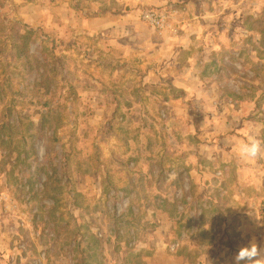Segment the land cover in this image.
<instances>
[{"label": "rangeland", "instance_id": "374dc122", "mask_svg": "<svg viewBox=\"0 0 264 264\" xmlns=\"http://www.w3.org/2000/svg\"><path fill=\"white\" fill-rule=\"evenodd\" d=\"M249 136L264 0H0V264H234Z\"/></svg>", "mask_w": 264, "mask_h": 264}, {"label": "clouds", "instance_id": "9594fccd", "mask_svg": "<svg viewBox=\"0 0 264 264\" xmlns=\"http://www.w3.org/2000/svg\"><path fill=\"white\" fill-rule=\"evenodd\" d=\"M237 155L245 162H255L264 156V141L249 136L237 145ZM264 264V247H259L255 241L241 247L234 257V264Z\"/></svg>", "mask_w": 264, "mask_h": 264}]
</instances>
